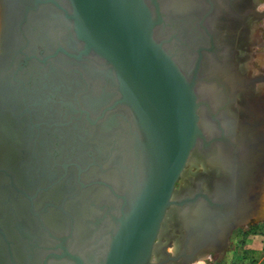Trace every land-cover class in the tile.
<instances>
[{
	"label": "water",
	"instance_id": "obj_1",
	"mask_svg": "<svg viewBox=\"0 0 264 264\" xmlns=\"http://www.w3.org/2000/svg\"><path fill=\"white\" fill-rule=\"evenodd\" d=\"M163 1L0 0V145L8 152L0 160L16 156L17 141L11 140L21 136L26 113L32 118L38 110L39 119L45 117L48 95L41 83L50 90L54 83L49 108L56 111V137L63 142L51 181L43 166L33 183L20 178L33 193L30 213L9 209L30 230L22 237L34 239L24 264H153L170 207L198 206L208 211L206 222L200 214L193 217L180 256H168L175 264L182 258L190 264L210 250L207 238L219 233L225 239L235 225L264 218V135L259 140L248 135L264 129V117L243 110L241 119L225 105L218 107L227 97V82L203 71L200 51L192 62L193 40L186 36L194 26L190 11L167 12ZM45 8L50 24L43 32L35 19ZM220 45L216 60L227 49ZM27 80L36 89H27ZM244 81L255 84L264 76L243 78L237 90L244 92ZM199 84L213 87L212 101L197 92ZM232 89L228 105L238 96ZM64 110L72 111L62 120ZM202 117L210 123L207 130ZM39 124L40 132L47 130ZM195 148L223 167L228 182L220 193L235 189L237 203L214 201L201 184L193 196L174 197ZM45 197L50 200L39 206ZM1 218L5 226L12 216L6 211ZM20 240L13 242L17 252Z\"/></svg>",
	"mask_w": 264,
	"mask_h": 264
},
{
	"label": "flooded vegetation",
	"instance_id": "obj_2",
	"mask_svg": "<svg viewBox=\"0 0 264 264\" xmlns=\"http://www.w3.org/2000/svg\"><path fill=\"white\" fill-rule=\"evenodd\" d=\"M181 1H187L188 5L185 8V11H190L189 18H192L190 23L193 27H187L188 29L186 31V36L190 35L189 38L193 40V51L192 56H190L192 62L194 63L195 60L198 58L199 54L198 51L202 54V60H201V68L205 73L208 71L210 73H213L215 75H218V79L220 81H226L228 84V92L227 97L223 98L222 100H218V107L221 105H225V110H228L230 113L238 114L240 118H243V110H253L251 107H249V103L247 101V98L245 100V96L248 95V93H251V90H255L257 92H260L257 90L256 86L259 82H256L255 84L248 82L244 87V94L241 99H238V96L235 97V102H233L231 105H228V101L231 100V91H235V95L242 92V90H237L238 87L242 83V79H250V76H243L239 77L238 75L242 73L238 70L239 63L237 60V52L240 51L241 48H239V45H242L246 43L249 39V33H250V22L254 21L253 18H251L250 12H255V7L257 0H177L178 4ZM164 3V2H163ZM190 3V4H189ZM48 8H54L52 5L47 6ZM220 8L222 11H220ZM169 12H172L171 9L168 7L166 8ZM178 10V9H176ZM257 10V9H256ZM45 10L41 13L40 16H38L35 19V27L37 28V21L40 23V27L42 28L43 32L46 30V24H50V17L46 18L45 16ZM259 11V10H257ZM183 12V11H182ZM228 12V14L226 13ZM263 12V11H262ZM211 14V15H210ZM257 15V14H256ZM259 16V15H257ZM264 16V15H263ZM207 18L209 19V23L207 24ZM218 20V23L216 22ZM231 20V22H230ZM233 20V21H232ZM215 21V22H214ZM221 21V22H220ZM194 22V23H193ZM228 23L231 28L228 29L226 32L227 35H224L222 37L223 31H221V23ZM236 22V23H235ZM193 23V24H192ZM232 23V24H231ZM189 25V23H188ZM232 25V26H231ZM210 26V27H209ZM225 33V31H224ZM234 33V34H233ZM43 34V33H42ZM241 41V42H240ZM250 41V40H249ZM226 44L227 49L225 48L224 51L221 53V60H216L215 58V52L222 49L221 47ZM240 42V43H239ZM39 44V43H38ZM44 44V43H42ZM41 45V44H40ZM224 47V46H223ZM238 48V49H237ZM242 48H245V46H242ZM240 49V50H239ZM217 55H219V51L216 52ZM209 62V67H205V63ZM201 69V72H202ZM211 74V77H214L215 75ZM256 75H262L264 76L263 72H255L254 76ZM209 77V76H208ZM210 77V78H211ZM245 82V81H244ZM36 83L30 80H27V89L30 91H33V89H36ZM262 84V87L264 86V81L259 83L258 85ZM41 90L44 92V95H48L46 104L48 105V110H42V114L45 116L42 119H39L38 116V110L33 111L32 110V118H29L28 113L25 114V120L23 124V129L21 132V136L19 138L15 139L12 138L11 141H17V142H11L18 147L14 149L15 154L10 153L9 156L3 157L2 161L0 160V264H24L23 258L29 259L27 256L30 255L32 252L28 250L29 248H33L34 242H32L34 239L31 238L27 240L25 238V234L30 232V230L23 224L21 221H17L16 219H13L15 217V214L12 213L9 209H15L16 212L23 213L24 211L29 212L30 204L28 200V196L33 195V193L26 191L23 186V180L20 179L22 177H26L25 179H32V183L34 182V176L38 175V170L40 166L47 167L48 172L45 173L49 177V181L52 180L53 175L52 172L56 167V161L58 160V149H60V144L63 143L62 141L57 140V132L56 131V111L51 110L50 105L52 104L53 99V92H54V83L52 86V90H50V84L41 83ZM247 86L249 87L247 89ZM261 87V89H262ZM236 88V89H235ZM237 90V91H236ZM247 90V91H246ZM210 92V89H209ZM213 88L211 90V93L213 95ZM215 95V93H214ZM256 94L249 95L251 98H253ZM249 100V99H248ZM253 100V99H251ZM45 101V96H44ZM212 101V98L210 99ZM261 110H264V103ZM31 107H20V110H28ZM213 110H218V108H215ZM72 110H64L63 114L60 116L62 120L65 119L66 114H70ZM242 115V116H241ZM258 117L263 118L264 113L260 114ZM23 119V118H22ZM46 121V123H45ZM43 124L41 126L47 128V130L40 132L38 128L36 127L37 124ZM39 124V125H40ZM248 133V132H247ZM246 133V134H247ZM264 133V129L261 131H252L251 133H248V135L252 138L260 139L263 138L262 134ZM245 134V135H246ZM262 134V135H261ZM7 142V141H6ZM9 143V142H8ZM2 150L0 149V156H5V150L2 145H0ZM60 146V147H59ZM11 152V151H10ZM4 153V155L2 154ZM62 160V159H59ZM5 162V163H4ZM49 163V165H46ZM62 164V162L60 161ZM223 167L220 166H214L211 168L214 170L216 176H213V178L210 180V184L207 185L203 184V188L206 189L207 192H210L212 194V199L216 202H224L228 201L231 204H235L241 199V197L236 194L235 189H233L232 193H220L221 189H223L228 182L227 173L225 172ZM9 176L11 178H9ZM51 177V178H50ZM214 177H216L214 179ZM218 180V182H217ZM213 183V184H211ZM213 185V187H212ZM214 188V189H213ZM189 193H185L183 195H180L177 197V199L184 198L185 196H193L195 193L201 191L197 187H191ZM25 192V193H24ZM50 199L48 197H45L42 199V202L39 206H43L45 202H48ZM36 201V200H34ZM199 202H201L202 205L206 204L205 200L199 197ZM193 208V209H192ZM188 208L187 214L185 215V220L183 224L181 225V233L184 236L186 235L187 230H191L193 224L195 223L193 220V217L197 216V214H200L201 218L204 222V217L207 214V210H200L198 206L195 208ZM180 209V208H179ZM186 209V208H181ZM193 210V211H190ZM8 211L11 213V220L8 221L9 224L3 225L2 221L4 218H1L4 216V212ZM15 212V213H16ZM212 215L215 213L212 211ZM17 216V213H16ZM17 218V217H16ZM2 219V221H1ZM184 218H182L183 220ZM8 220V219H7ZM252 223V222H251ZM196 225V224H195ZM239 226L235 225L234 227ZM204 229L208 231V229L211 227L208 224H204ZM234 227L227 233L225 239H221L219 236V233H217L213 238L210 240V245L213 252L222 253V251L225 250L224 241L227 240L230 236V233L232 230H234ZM11 230V234H8V231ZM206 230L198 231L195 234V237H202L203 234L206 232ZM193 231V230H191ZM5 232V233H4ZM13 232V233H12ZM22 233L24 234L22 237ZM225 233V229L221 230V236ZM16 238V239H15ZM21 239V250L19 252L15 251V248H17L14 243L18 242V239ZM15 239V240H14ZM23 241L26 242L23 244ZM31 243V246L29 243ZM17 245V244H16ZM24 249V250H22ZM204 251L200 252L198 254V257L200 255H203ZM16 253H21V259L17 257ZM191 251H186L185 254H190ZM21 261H20V260ZM158 259H161L160 257ZM185 261V260H184ZM41 264V262H40ZM183 264V261L182 263Z\"/></svg>",
	"mask_w": 264,
	"mask_h": 264
},
{
	"label": "rangeland",
	"instance_id": "obj_3",
	"mask_svg": "<svg viewBox=\"0 0 264 264\" xmlns=\"http://www.w3.org/2000/svg\"><path fill=\"white\" fill-rule=\"evenodd\" d=\"M256 9L259 11H257ZM254 10L255 12H250V17L254 19V21L250 22L249 27L250 33L248 39L250 41L248 45L245 46V48H241V50L239 49L240 56L237 59L238 62H240L238 69L242 73V76H250V78L254 76L255 72L264 71V0H257ZM256 14L259 16H257ZM220 29L221 31H223L222 28ZM224 35L227 34L223 32V36ZM261 87L262 84L256 87L258 91L261 90L260 92L251 90V94H256L253 95V98H251L245 92L247 96H245L244 98L246 100L249 97V100L247 99L249 103L248 106L253 109L255 115L264 113V110H261L263 107L262 103H264V86L262 87V89ZM196 150L199 154H201L198 149ZM192 158V163H189L187 169L183 171L180 179L175 184L174 195L176 199L177 196L179 197L181 195L183 190H190V188L193 187L194 176L192 177V173L199 175V177H204L206 174L204 173L205 168L203 167V165H201V163L196 164V158L194 156H192ZM203 168L204 170L201 171ZM199 177L198 181H201L202 179ZM162 225L163 226H161V234L157 240V242L162 241L160 246L161 248L157 247V250L155 251V254L153 256L155 257L153 259V264H158L163 260L169 261L167 264H175V261L168 260V256L172 254L178 257L180 256L179 254L181 253L180 250H182L181 242L183 239V234L181 233V230H177L174 229V227H171L168 222L165 223V225L169 228L164 224ZM166 231L168 233H166ZM247 244H251V246L257 245L258 248L247 249ZM223 245L226 248L224 251H222V253L213 252L212 250H204V254L200 255L199 257L197 255V258H195V260L190 264H264V218L261 220L251 219L246 223L239 224V226L234 227V230H232L230 233L228 241L225 240ZM176 247H178V249H176ZM156 253H158V255ZM159 257L161 259H158ZM181 260L183 261V258L180 259L176 264H181Z\"/></svg>",
	"mask_w": 264,
	"mask_h": 264
},
{
	"label": "bare ground",
	"instance_id": "obj_4",
	"mask_svg": "<svg viewBox=\"0 0 264 264\" xmlns=\"http://www.w3.org/2000/svg\"><path fill=\"white\" fill-rule=\"evenodd\" d=\"M164 2V3H163ZM162 2V4H163V9L164 10H166L167 12H169L166 8H170L171 9V11L173 10V9H182V8H185L187 5H188V2L186 1H181L179 4H178V2H177V0H165V1H163ZM190 4V3H189ZM220 11H222L221 10V8H220ZM233 21V20H232ZM215 22V21H214ZM217 23H218V20L216 21ZM221 22V21H220ZM230 22H231V20H230ZM236 23V22H235ZM232 24V23H231ZM221 26V28H222V30H223V32L225 31V34H226V32L228 31V29L229 28H231L230 27V25L228 24V23H225V22H223V23H221L220 24ZM232 26V25H231ZM234 34V33H233ZM222 36H223V34H222ZM241 42V41H240ZM239 42V43H240ZM248 43H249V40L246 42V43H244V44H242V45H239L238 47L239 48H242V46H247L248 45ZM238 49V48H237ZM237 59L239 58V56H240V53H239V51H237ZM205 67H209V62H207V63H205ZM243 83H245L246 84V82H243ZM259 83H261V82H259ZM258 83V84H259ZM258 84H257V86H258ZM256 86V87H257ZM211 88V89H210ZM212 86L211 85H205V84H199L198 86H197V92H199V94H201L203 97H205V98H207V99H213L214 97H215V95H214V93H215V91L213 92V95L212 94H210L211 93V90H212ZM209 89H210V92H209ZM214 90V89H213ZM216 94V93H215ZM245 94V92H241L240 94H239V99H241L242 98V96ZM251 93H248V95H250ZM244 97V96H243ZM200 125H201V127L204 129V130H207L208 129V127H210V123H209V121L205 118V117H202L201 118V120H200ZM197 148H195V149H193L192 150V152H191V160H193V158H192V156H194L196 159H195V161H196V164L198 163H201V165H203V167L205 168V171H204V173H206L205 174V176H204V174H203V176L204 177H199V175H196L195 173L193 174L192 173V177L194 176V185H193V188L194 187H196V185H199V184H201L202 186H203V184H205V185H207L208 186V183L210 182V180L213 178V176H216V174H215V172H214V170H212L211 168L213 167V164L212 163H210L209 162V160L207 159L206 160V157H205V155H203L201 152H200V150H199V152L201 153V154H199L198 153V151L196 150ZM191 163H192V161H191ZM194 164V163H193ZM204 168H203V170H204ZM187 169V168H186ZM183 173V172H182ZM200 174V173H199ZM191 176V175H190ZM190 176H189V178H190ZM181 177V176H180ZM198 177L199 178H201L202 180L200 181H198ZM216 177H214V179H215ZM193 179V178H192ZM189 180V179H188ZM209 181V182H208ZM217 182H218V180H217ZM210 184V183H209ZM211 184H213V183H211ZM212 187H213V185H212ZM214 189V188H213ZM191 190H183V192L181 193V195H183V194H185V193H189ZM180 193V192H179ZM174 194H175V192H174ZM174 197H175V195H174ZM178 197V196H177ZM179 208V207H177V206H172V207H170V209L167 211V213H166V215H165V218H164V220H163V223L162 224H164L165 225V223H167L168 222V224L171 226V227H174V229H177V230H180L181 229V225L183 224V222H184V220H185V215L187 214V211L189 210L187 207H184V208H186V209H176V208ZM193 209V208H192ZM190 211H193V210H190ZM182 218H184L183 220H182ZM167 225V224H166ZM165 225V226H166ZM161 226H163V225H161ZM166 227H168V226H166ZM169 228V227H168ZM167 229V228H166ZM170 230V229H169ZM171 232V231H170ZM166 233H168L167 231H166ZM160 234H161V231H160ZM160 234H159V236H160ZM159 236H158V238H159ZM158 240V239H157ZM183 240V239H182ZM161 242L162 241H159V242H157L156 241V243H155V247H154V251H153V256H154V254H155V251L157 250V247H160L161 246ZM181 245H182V242H181ZM161 248V247H160ZM176 249H178V247H176ZM175 250V249H174ZM181 251V250H180ZM179 251V252H180ZM178 252V253H179ZM159 253V252H158ZM158 253H156L157 255H158ZM173 255V254H172ZM152 256V262H153V259L155 258V257H153Z\"/></svg>",
	"mask_w": 264,
	"mask_h": 264
},
{
	"label": "crops",
	"instance_id": "obj_5",
	"mask_svg": "<svg viewBox=\"0 0 264 264\" xmlns=\"http://www.w3.org/2000/svg\"><path fill=\"white\" fill-rule=\"evenodd\" d=\"M246 248H247V249H257L258 246H257V245H256V246H255V245H252V246H251V244H247V245H246Z\"/></svg>",
	"mask_w": 264,
	"mask_h": 264
}]
</instances>
